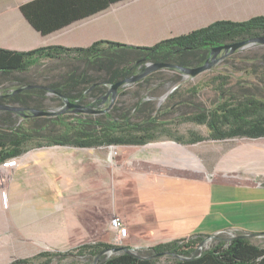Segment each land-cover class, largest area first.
I'll return each mask as SVG.
<instances>
[{
	"label": "crops",
	"instance_id": "obj_1",
	"mask_svg": "<svg viewBox=\"0 0 264 264\" xmlns=\"http://www.w3.org/2000/svg\"><path fill=\"white\" fill-rule=\"evenodd\" d=\"M29 1L32 0H0V48L27 51L48 45L88 47L100 40L151 46L219 19L241 21L264 15V0H118L42 34L20 10ZM60 1L63 3L49 5L51 9L44 12L43 19L59 16L73 2L87 1L90 7L100 0ZM101 56L100 51L94 56L61 54L57 58H39L22 74L29 79L34 73L39 83L77 80L91 73L92 66L100 69ZM39 63L48 67L35 72ZM51 146L55 145L28 147L18 156L12 169L11 198L23 196L28 176L34 173L36 177L54 179V174L66 171L74 177L76 166L82 163L86 172L97 176V184L82 190L53 185L45 194L37 187L36 196L39 193L45 203L42 216L39 213L41 218L31 226L20 223L15 227L17 231L10 238L18 243H13L11 254L26 256L28 245L24 241L28 240L35 242L31 255L96 241L114 244L109 225L113 216H119L126 226V246L134 252L196 234L264 233V185L204 174L195 153H190V159L182 155L180 159L172 152L177 148L175 142L145 143L143 149L135 148L141 145H117L120 162L115 165L113 180L100 156L93 159L87 154L76 159L74 151L55 156L47 150ZM13 203L17 206L16 199ZM88 212L94 219L89 226L84 222Z\"/></svg>",
	"mask_w": 264,
	"mask_h": 264
},
{
	"label": "trees",
	"instance_id": "obj_2",
	"mask_svg": "<svg viewBox=\"0 0 264 264\" xmlns=\"http://www.w3.org/2000/svg\"><path fill=\"white\" fill-rule=\"evenodd\" d=\"M115 1L118 0H100L90 7H87L90 5L87 1L78 4L73 2L71 6L64 7L63 13L49 20L42 17L44 12L47 13L51 9L49 5L63 1L32 0L22 4L20 10L36 30L47 34ZM254 37L264 38V15H255L241 21L219 19L188 33L163 39L151 46H132L100 40L88 47L48 45L27 51L0 48V74L28 72L39 58H57L61 54L94 56L100 51L103 55L100 57L101 64H104L105 71H110V77L100 83L89 81L86 74L77 80L44 81L45 84L39 83L43 87L23 88L19 92L7 95L4 102L6 105L46 111L52 109L50 106L53 102L60 103L61 107L65 106V100L87 104L88 109L95 108L113 83L136 75L134 72L138 71L141 65L138 62L152 64L171 62L183 67H195L208 60L212 53L211 49L225 43H235ZM102 44H106V47L100 48ZM128 51L134 53L137 62L129 67L121 65L120 68L111 71V65L115 64L117 59H122ZM187 56L192 59L185 62L183 59ZM193 60H197L196 63L193 64ZM84 83L89 85L81 88ZM20 87H23L21 83ZM217 90L216 101L209 106L193 104L191 107L195 109L194 112L184 113L180 117L183 121L205 124L210 131L208 137L192 135L187 142L194 143L206 138L221 140L233 137H264V99L255 93L237 96L223 87ZM174 93L173 91L168 94V99L173 100ZM145 98H139L127 109L111 105L113 100L108 99L106 106L101 110L95 109L92 113L76 111L71 107L59 112V106L54 107L58 110L54 111L56 109L53 108V113L49 115L37 116L33 114L21 116L10 110L7 117L1 118L7 126L0 128V163L18 157L28 147L68 145L91 148L104 145L145 144L155 138L153 131L165 124L160 116L176 112L178 105L183 104L181 101L173 102L167 107L153 111L146 107L148 101ZM31 140L35 143L28 146ZM258 235L264 233L244 235L235 232L230 237H222L219 234H196L158 243L136 252H132L129 246L117 247L104 241L82 244L73 249L91 259V262L86 264H159V258L165 255L171 257L168 264H264V246L251 241V236ZM207 238L212 239V243L203 248V242ZM108 250H112V253H106ZM50 255L51 252L42 251L33 258ZM29 262L28 258H19L10 264ZM43 264H50V259L47 258Z\"/></svg>",
	"mask_w": 264,
	"mask_h": 264
},
{
	"label": "rangeland",
	"instance_id": "obj_3",
	"mask_svg": "<svg viewBox=\"0 0 264 264\" xmlns=\"http://www.w3.org/2000/svg\"><path fill=\"white\" fill-rule=\"evenodd\" d=\"M190 59L192 57L187 56L183 60L186 62ZM117 60L115 64L111 65V71L120 68L121 65L129 67L137 62L134 53L129 51L125 52L122 59L119 58ZM196 61L193 60V64ZM138 63L149 62L142 61ZM39 64L35 66V72L48 67V65L42 67L41 63ZM92 69L91 73L86 74V77H89V81L100 83L110 77V71H105L104 64L100 69L95 70L94 66H92ZM151 72L143 80L138 79L139 81H130L119 86L111 104L127 109L132 107L139 98L146 97L145 99L148 101L146 107L155 111L167 107L173 102L181 101L183 103L178 105L176 112L160 116V119H163L165 124L153 131L155 138L147 143L175 142L177 148L172 150V152L179 155L180 159L181 155L182 158L190 159V153H195L197 161L202 163L204 174L208 172L220 179L227 178L229 180L264 185V137H233L221 140L206 138L202 141L189 143L187 141L192 135L208 137L210 131L205 124L180 119L184 113L194 112L195 109L191 107L193 104L209 106L216 101L219 87L229 89L230 92L235 93L237 96H241L243 93H255L264 99V43L250 42L248 46L224 55L210 69L193 76L187 75L177 68L164 66H159ZM29 77L27 79L28 77L22 73L0 74V94L12 92L17 87H20V83L23 87L28 84H39V80L34 79L36 77L34 73L30 74ZM40 84L45 83L41 81ZM88 85V83H84L80 87L86 88ZM173 91L175 92L173 100L168 99V94ZM2 103L4 104V102ZM57 106L60 108V103L53 102L50 108L53 109ZM52 109H49V111H52ZM8 111L10 110L0 108V128H6L7 126V123H3L1 118L7 117ZM92 112L87 111V113ZM34 143L35 141L33 140L29 141L28 146ZM135 148L143 149L142 145ZM47 150L54 153L53 155L55 156H58L60 152L71 153L74 151L76 159L87 154L93 159H100L98 158L100 156L106 162L108 175L112 180L115 165L120 162L117 145L91 148L55 145L47 148ZM16 158L18 161V157ZM86 170L82 163L81 166H76L74 177H69L71 174L66 171H61L57 175L54 174V179H49L50 177L47 178L45 175L42 178L40 176L36 177L35 173L32 176L27 175L29 181L27 180L25 185L26 192L22 194L23 196L15 198H11L9 192L13 175L12 171L4 172L0 170V264H10L13 260L19 258L30 259L27 264H43L47 258L50 259V264H86L91 262V259L78 254V251L73 249L75 246L70 247V245L69 247L50 250L49 252L52 255L48 257L33 258L34 255H31L30 252L35 247L32 245L35 242L32 240L24 241L28 245V254L26 256L9 253L14 246L13 243L16 241L10 237L14 231H17L18 225L23 223L31 226L42 216L41 211L44 209L45 203L41 201L39 193L38 197L36 196L38 190H44L45 194L47 193L46 189L53 185L74 190H82L83 187L90 188L97 184V176L86 172ZM68 178L71 179L69 180ZM14 199L17 201V206L13 203ZM90 220L94 219L88 212L84 219L87 226L90 225ZM218 234L222 237L232 236L229 232H220ZM251 241L259 246H264V235L251 236ZM211 243L212 239L207 238L203 242L202 247L206 248ZM125 245H128L126 240L120 246L123 247ZM170 262L171 257L165 255L159 258L158 263L168 264Z\"/></svg>",
	"mask_w": 264,
	"mask_h": 264
},
{
	"label": "water",
	"instance_id": "obj_4",
	"mask_svg": "<svg viewBox=\"0 0 264 264\" xmlns=\"http://www.w3.org/2000/svg\"><path fill=\"white\" fill-rule=\"evenodd\" d=\"M250 42H262L264 43V38L262 37H254L251 39H247V40H243V41H239V42H235V43H225L222 44L218 47H216L215 49H211V52L215 51V52H219L220 50L224 49L226 50V54L228 53H232L235 50L239 49V48H244L246 46H248V44ZM219 61V58H215V56L212 57V59H208L206 60L203 64L195 66V67H183L180 65H176V64H172V63H155L153 64L151 67L146 68L144 70L143 73L139 74V75H135L133 77H129V78H125L122 80H119L115 83L112 84L110 91H111V99L113 100L115 95H116V90L119 86L126 84L127 82L130 81H135L137 79L143 78L144 76H146L147 74H149L152 70H154L155 68L159 67V66H164V67H169V68H177L180 71H182L183 73H186L187 75H196L198 73H201L203 71H206L208 69H210L214 64H216ZM32 87H43L42 85H27L25 87H19L17 89L14 90V92H19L21 91L23 88H32ZM66 105L63 107H60L59 112L65 110L68 107H73L75 108L76 111H93L91 109H86L85 106L79 104V103H72L68 100H65ZM0 108L3 109H8V110H12V111H22V110H30L31 113L35 116L37 115H49L51 113H53V111H46V110H40V109H35V108H30V107H22V106H17V105H0ZM132 252H134V250H131Z\"/></svg>",
	"mask_w": 264,
	"mask_h": 264
},
{
	"label": "built area",
	"instance_id": "obj_5",
	"mask_svg": "<svg viewBox=\"0 0 264 264\" xmlns=\"http://www.w3.org/2000/svg\"><path fill=\"white\" fill-rule=\"evenodd\" d=\"M16 165H17L16 157L6 159L0 163V170L4 172L6 171L10 172ZM109 225H110V229L114 232V239H113L114 245L120 246L122 243H124V241L128 236V230L126 226L122 223L119 216L111 217L109 221ZM227 232L231 233L232 236L235 234V231H227ZM107 253L108 254L112 253V250H108Z\"/></svg>",
	"mask_w": 264,
	"mask_h": 264
},
{
	"label": "flooded vegetation",
	"instance_id": "obj_6",
	"mask_svg": "<svg viewBox=\"0 0 264 264\" xmlns=\"http://www.w3.org/2000/svg\"><path fill=\"white\" fill-rule=\"evenodd\" d=\"M225 53H226V50H224V49H222V50H220L219 52H212L211 54H210V56H209V60L210 59H212V57L213 56H215V58H219V60H221L222 59V57L225 55ZM163 63V62H162ZM166 63H171V62H166ZM153 64H155V63H153ZM152 63H144V64H141L140 66H139V70L138 71H135L134 72V75L136 74L137 75V73H138V75L139 74H141V73H143L144 72V70L146 69V68H149V67H151L152 65H153ZM150 73H152V72H150ZM149 73V74H150ZM148 74V75H149ZM15 90V89H14ZM14 90L12 91V92H9V93H2V94H0V105H3V103L2 102H4L5 101V99H6V97H7V95H9V94H13L14 93ZM108 99H111V91H110V89L107 91V93H106V95L102 98V99H100L99 100V105L98 106H95V108L93 109V108H91V110H101L104 106H106V101L108 100ZM4 104H5V102H4ZM81 105H83V106H88L87 104H81ZM71 108H73V107H71ZM86 109H88V108H86ZM90 109V108H89ZM19 115H21V116H26V115H28V114H32L31 113V111L30 110H22V111H16Z\"/></svg>",
	"mask_w": 264,
	"mask_h": 264
}]
</instances>
